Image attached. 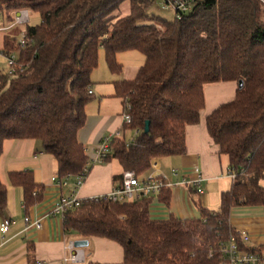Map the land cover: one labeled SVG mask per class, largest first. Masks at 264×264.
<instances>
[{"label":"trees","instance_id":"1","mask_svg":"<svg viewBox=\"0 0 264 264\" xmlns=\"http://www.w3.org/2000/svg\"><path fill=\"white\" fill-rule=\"evenodd\" d=\"M123 2L128 14H115ZM151 5L152 0H0V14L10 22L9 15L20 10L39 15L37 25L25 26V48L17 58L23 71H0V156L5 141L37 140L55 160L58 177L82 171L89 156L77 132L85 124L101 50L112 74L121 71L119 53L144 57L134 79L114 82L123 112L130 107L126 133L135 131L134 140L126 146V133L114 139L105 158L138 176L157 159L186 153L185 129L200 121L205 86L234 83V97L205 116L209 138L237 177L221 192L217 209L194 201V218L151 220L152 198L84 200L64 214L63 228L116 242L123 251L119 264H222L217 245L230 236L239 250L260 254L264 244L248 246L229 219L235 208L264 212V0H198L172 21L149 17ZM14 49L18 42L7 40L4 52ZM8 180L22 189L25 207L41 201L43 187L31 171L9 172ZM189 194L196 192L191 188ZM158 200L168 205L169 192ZM5 208L0 181V213Z\"/></svg>","mask_w":264,"mask_h":264},{"label":"crops","instance_id":"2","mask_svg":"<svg viewBox=\"0 0 264 264\" xmlns=\"http://www.w3.org/2000/svg\"><path fill=\"white\" fill-rule=\"evenodd\" d=\"M14 15L16 16L17 12L9 17L13 18ZM9 22L8 16L0 14V28L6 27ZM24 32L25 26L0 30V52L14 53L18 56L19 48L9 52H4L3 49L7 40L15 39L17 43ZM139 62H142L140 58H134L135 65L124 72V67L119 61L122 68L118 74L109 72L106 64L99 70L97 67L94 71L99 72L96 74L94 71L91 73L92 98L85 105V124L77 132V140L88 156L103 136L121 128L123 107L121 99L114 95V82L134 79L141 66ZM0 71L7 72L4 55H0ZM236 88L234 83L205 86V108L200 114V121L197 125L187 126L185 129L186 153L180 157L157 159L152 162L156 163V171L153 172L151 164L149 171L144 174L163 173L169 182L174 183L171 188L166 189L169 192L168 205L159 202L158 197L161 194L152 198L149 206L151 220H167L170 215L181 220L194 218L198 215V211L193 202L197 199L201 203L200 198L205 196L204 184L208 192L212 188L217 191L223 190L219 185L220 182L217 181L221 180L222 172L228 168V163L223 164V155L218 153V148L206 132L205 116L219 104L231 100ZM112 161L90 166L86 179L78 190L80 199L105 195L119 185L120 179L114 180L113 177L120 176L123 171L119 164L120 170H117L116 166L112 165ZM168 166L180 168L179 174L170 175ZM19 171H31L34 182L43 187L40 202L25 207L22 189L11 185L8 180L9 172ZM181 172L187 180L201 177V195L196 194L193 198L190 196V185L181 184ZM56 175V162L51 156L42 152L39 141L8 140L4 142L0 156V181L6 187V208L0 213V223L4 218H8L13 224L5 234L0 232V264H34L35 261H43L47 264H71L64 259L76 251L84 254V261L78 264L121 263L123 251L116 242L99 237H79L66 232L63 221L59 217L45 216L50 202L59 193L51 182V178ZM68 193V189L62 191L63 195ZM205 202L208 204L209 201ZM235 209L231 211L230 225L237 232H246L249 237L246 243L248 246L256 247L264 244L263 210L253 207L241 208L240 212H235ZM233 213L239 214L233 216ZM25 216H29L32 220H39L41 227L27 229L24 223Z\"/></svg>","mask_w":264,"mask_h":264},{"label":"built area","instance_id":"3","mask_svg":"<svg viewBox=\"0 0 264 264\" xmlns=\"http://www.w3.org/2000/svg\"><path fill=\"white\" fill-rule=\"evenodd\" d=\"M198 0H163V7H170L175 17L179 19L183 15L190 12ZM29 23V12L27 10H20L17 15L13 16L12 21L6 27L0 28V30H8L17 26H26ZM26 33H22L18 40V48L20 50L25 48ZM0 55H4L7 63V73L16 74L23 71L22 67L17 63V58L14 53L0 52ZM88 94L92 95L91 90H88ZM130 109L126 106V111L122 113V126L120 129L112 132L111 134L103 136L98 144L92 149L91 155L88 157V163L82 169L77 176L64 175L58 177V175L51 178V182L59 192L58 195L53 199L49 208L45 211V216L59 217L62 221L64 214L72 210L84 201L78 197V190L83 185L86 176L89 172L90 166L94 164H101L105 162V158L111 153V143L114 139L123 138L126 133V128L132 122V118L128 113ZM134 135L125 139V145L127 146L134 140ZM152 169L155 172L156 163H151ZM151 168V167H150ZM148 173L147 175L138 176L133 171L125 170L121 173L119 185L111 190L109 193L100 196H94L85 200L91 202L97 201H110L113 203H125L139 200L142 198H153L158 197L162 191L169 189L173 186L166 178L163 173ZM228 177L232 183L237 180L236 174L232 172L230 168L226 169ZM178 170H170V175L177 176ZM182 181L181 184H188L197 195L202 194L201 188V177H197L193 180H187L186 176L181 172ZM68 189V194L63 195L62 191ZM24 223L27 229H39L41 227L39 220H32L29 216L24 217ZM13 224L11 219L4 218L0 223V232L5 234L10 225ZM241 239L244 243L249 241V237L244 231H238ZM218 252L221 255L222 264H264V252L262 253H248L239 250L234 236H230L227 241H221L217 245ZM212 256V252L208 253V257ZM65 262L69 261L71 264H78L84 261V254L81 251L73 252L69 257L64 259ZM34 264H47L43 261H35Z\"/></svg>","mask_w":264,"mask_h":264},{"label":"rangeland","instance_id":"4","mask_svg":"<svg viewBox=\"0 0 264 264\" xmlns=\"http://www.w3.org/2000/svg\"><path fill=\"white\" fill-rule=\"evenodd\" d=\"M162 2H163V0H152V5L150 6V8H149V10L147 12L148 16L149 17L156 16V17H160L162 19L169 20V21L174 20V18H175L174 11L170 7H163ZM128 12H129L128 3L127 2H123L119 6L118 10L115 11V14L123 16V15L128 14ZM148 22H150V21H145V23H148ZM38 23H39V15L36 14V13H29V23H28V25L29 26H35ZM134 58H140L142 60V62H139L140 63L139 65L142 66V64L144 62V57L139 52L126 51V52L119 53L117 55V61L121 62L122 66L124 67V72H126L127 68H129L130 66L135 65V64H133ZM104 64H105V62H104V54H103V51L101 50V51H99V57H98V66H97L98 70ZM136 65H137V62H136ZM122 66H121V68H122ZM96 72H99V71H97V70L94 71V74H96ZM122 113H123V110H122ZM133 135H134V132L128 130L127 133H126V138L129 139ZM176 157H180V156H176ZM170 158H172V157H170ZM166 160H168V159H166ZM222 162H223V164H225V163L227 164V158L224 155H223ZM112 165L116 166L117 170H120V167H119L118 163L115 160L112 161ZM167 169L169 171L172 170V169L180 170V168L174 167V166H168ZM217 182H220L219 185L223 188V190L229 189L230 186L232 185L231 179L228 177L227 172H226L225 169L222 172L221 180H219ZM223 190L217 191L214 188H212L208 192L207 186L204 184L203 185V191L205 193V196L200 198L201 199V203H200L201 207L206 208L208 210L217 209L219 207V203H220V192L223 191ZM206 200H207V202L209 201L208 204L205 202ZM195 201H198V200L196 199ZM213 207H216V208H213ZM246 208H251V207H246ZM239 210H241V208L235 209V212H240ZM234 214H239V213H233V216H234Z\"/></svg>","mask_w":264,"mask_h":264},{"label":"water","instance_id":"5","mask_svg":"<svg viewBox=\"0 0 264 264\" xmlns=\"http://www.w3.org/2000/svg\"><path fill=\"white\" fill-rule=\"evenodd\" d=\"M242 86V82L240 81L239 82V87H241ZM148 122H146L145 123V126H144V130H143V132H144V134H147L148 133Z\"/></svg>","mask_w":264,"mask_h":264}]
</instances>
